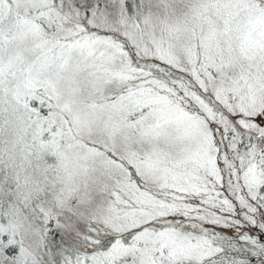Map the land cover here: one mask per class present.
<instances>
[{"label":"snow or ice","instance_id":"1","mask_svg":"<svg viewBox=\"0 0 264 264\" xmlns=\"http://www.w3.org/2000/svg\"><path fill=\"white\" fill-rule=\"evenodd\" d=\"M0 264H264V0H0Z\"/></svg>","mask_w":264,"mask_h":264}]
</instances>
